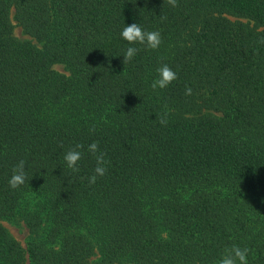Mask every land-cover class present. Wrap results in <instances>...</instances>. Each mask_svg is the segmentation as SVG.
Segmentation results:
<instances>
[{
  "label": "trees",
  "instance_id": "1",
  "mask_svg": "<svg viewBox=\"0 0 264 264\" xmlns=\"http://www.w3.org/2000/svg\"><path fill=\"white\" fill-rule=\"evenodd\" d=\"M177 3L0 0V264H216L232 245L264 264V0ZM133 23L160 47L129 45ZM162 64L177 79L153 90Z\"/></svg>",
  "mask_w": 264,
  "mask_h": 264
},
{
  "label": "clouds",
  "instance_id": "2",
  "mask_svg": "<svg viewBox=\"0 0 264 264\" xmlns=\"http://www.w3.org/2000/svg\"><path fill=\"white\" fill-rule=\"evenodd\" d=\"M165 2V0H164ZM167 3L172 7H177V0H167ZM162 19L164 18L161 16ZM121 37L129 43V45H145L147 48L152 50H157L161 43L162 37L159 31H144L138 23H133L131 25H126L122 32ZM260 44H264V38L259 41ZM139 49L134 46L127 47L124 53L123 63L126 66L138 53ZM158 77L155 79L151 87L153 90L165 89L171 85L176 79L177 74L174 72L167 64H162L157 68ZM186 95H191V88L186 86ZM167 113L163 115H158L157 120L161 125L167 124ZM82 144H77L74 148L68 150L64 154V161L68 169L72 172H79V162L82 159L83 149ZM88 152L92 154L95 158L96 166L94 168V174L88 177L89 185H94L97 182L98 177H104L107 173L108 161L105 159L106 154L100 151L99 143L94 141L88 146ZM26 161L21 159L12 168V175L9 179V186L13 190L20 188L25 184L27 179V174L25 171ZM250 249L247 247L241 248L238 245H232L224 249L221 258L216 262V264H248V255Z\"/></svg>",
  "mask_w": 264,
  "mask_h": 264
},
{
  "label": "rangeland",
  "instance_id": "3",
  "mask_svg": "<svg viewBox=\"0 0 264 264\" xmlns=\"http://www.w3.org/2000/svg\"><path fill=\"white\" fill-rule=\"evenodd\" d=\"M14 35L16 38L23 40V39H28L26 36L23 35L22 31L20 28L16 27L14 30ZM53 70L60 72V73H65V69L62 65H55L53 66ZM2 225L10 232V234L19 242L21 245H24L25 238H26V230L21 227H16L14 225H11L10 223L7 222H2Z\"/></svg>",
  "mask_w": 264,
  "mask_h": 264
}]
</instances>
